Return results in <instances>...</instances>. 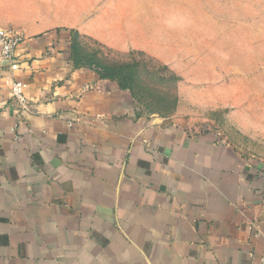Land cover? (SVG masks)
<instances>
[{
    "label": "crops",
    "instance_id": "crops-1",
    "mask_svg": "<svg viewBox=\"0 0 264 264\" xmlns=\"http://www.w3.org/2000/svg\"><path fill=\"white\" fill-rule=\"evenodd\" d=\"M136 2L101 0L12 25L23 39L12 62L0 61V264H258L261 151L177 112H141L128 89L69 59L74 30L187 74L183 43L167 37L179 22ZM7 80L24 84L30 112ZM228 120L258 139V119Z\"/></svg>",
    "mask_w": 264,
    "mask_h": 264
},
{
    "label": "rangeland",
    "instance_id": "rangeland-1",
    "mask_svg": "<svg viewBox=\"0 0 264 264\" xmlns=\"http://www.w3.org/2000/svg\"><path fill=\"white\" fill-rule=\"evenodd\" d=\"M101 0H0L1 28L23 31L16 22H41L65 16L69 9L98 4ZM104 1V0H103ZM155 5L166 19L178 21L180 31L168 33L183 43V67L177 75L166 65L138 52L119 54L77 33L79 46L102 63L134 66L138 71L135 101L141 112L150 108L201 125L199 130L219 131L244 150H259L264 160V0H137ZM178 78L176 80L175 78ZM186 85L187 98L179 96ZM228 107L215 106L222 101ZM227 102V103H226ZM241 112V113H240ZM243 114L251 127L258 119V139L247 138L229 123L228 115ZM163 115V114H162ZM191 127V126H190ZM256 127V128H257ZM193 128V126L191 127Z\"/></svg>",
    "mask_w": 264,
    "mask_h": 264
},
{
    "label": "trees",
    "instance_id": "trees-1",
    "mask_svg": "<svg viewBox=\"0 0 264 264\" xmlns=\"http://www.w3.org/2000/svg\"><path fill=\"white\" fill-rule=\"evenodd\" d=\"M77 32L74 30L69 31V59L74 66H85L94 69L98 76L102 79L115 81L121 89H128L133 98L137 97L135 83L138 78V71L134 66H124V64L116 63H102L94 54L82 49L78 42L75 40L74 35ZM178 80V78H175ZM176 104V99L172 101L171 105H163L166 107V112H160L159 108H150L149 113H157L163 116L170 113Z\"/></svg>",
    "mask_w": 264,
    "mask_h": 264
},
{
    "label": "built area",
    "instance_id": "built-area-1",
    "mask_svg": "<svg viewBox=\"0 0 264 264\" xmlns=\"http://www.w3.org/2000/svg\"><path fill=\"white\" fill-rule=\"evenodd\" d=\"M22 39L23 35L18 30H10L0 27V61L4 60L12 62L14 60L15 49ZM7 83L9 84L11 97L17 102L22 111L30 112L27 98L23 94L24 84L15 80H7ZM258 264H264V252L260 257Z\"/></svg>",
    "mask_w": 264,
    "mask_h": 264
}]
</instances>
